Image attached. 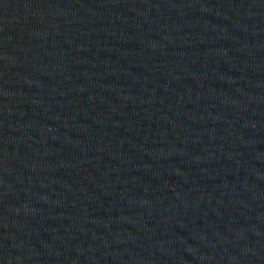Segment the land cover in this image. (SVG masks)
<instances>
[{"label":"water","instance_id":"water-1","mask_svg":"<svg viewBox=\"0 0 264 264\" xmlns=\"http://www.w3.org/2000/svg\"><path fill=\"white\" fill-rule=\"evenodd\" d=\"M0 264H264L233 0H0Z\"/></svg>","mask_w":264,"mask_h":264}]
</instances>
